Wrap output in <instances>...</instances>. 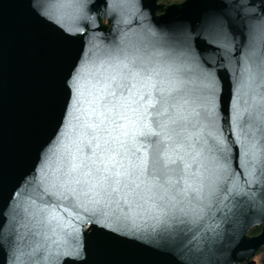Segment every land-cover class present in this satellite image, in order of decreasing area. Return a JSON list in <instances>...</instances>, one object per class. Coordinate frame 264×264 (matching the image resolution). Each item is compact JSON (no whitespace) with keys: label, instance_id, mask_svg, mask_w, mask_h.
<instances>
[{"label":"water","instance_id":"obj_1","mask_svg":"<svg viewBox=\"0 0 264 264\" xmlns=\"http://www.w3.org/2000/svg\"><path fill=\"white\" fill-rule=\"evenodd\" d=\"M32 4L0 0V245L8 264H66L68 259L76 264H257L264 247L260 0H79L76 15L65 20L45 18ZM210 18L223 25L217 42L185 50V38L200 33ZM117 56L175 59L184 65V83L173 95L180 105L196 102L203 114L196 137L215 145L199 158L198 146L190 150L191 172H202L218 187L239 186L230 200L214 205L212 228L195 247L186 242L182 223L118 222L50 182L57 156L75 151L78 141V127H61L72 112L70 83L77 65L94 77L101 62ZM241 73L251 74L250 88L239 87ZM230 87L234 108H245L250 95L255 98L253 124L243 132L235 115L229 121ZM121 123L125 127L115 134L129 133L133 159L145 149L155 152L156 146L145 142L156 139L153 125ZM256 226L261 231L250 234ZM54 228L68 230L65 243L50 233ZM69 237L76 242L71 257L65 247Z\"/></svg>","mask_w":264,"mask_h":264},{"label":"snow or ice","instance_id":"obj_2","mask_svg":"<svg viewBox=\"0 0 264 264\" xmlns=\"http://www.w3.org/2000/svg\"><path fill=\"white\" fill-rule=\"evenodd\" d=\"M260 3L264 12V0ZM78 5L79 0H33L32 4L39 15L56 20L72 19ZM222 27L220 19L210 18L200 33L185 38L184 49L191 51L199 44L212 46ZM183 70L184 65L175 59L154 61L117 56L101 62L93 77L86 76L78 64L70 83L75 89L70 100L72 112L66 113L68 124L61 126L71 131L78 127L79 132L75 133L78 141L75 151L57 156L50 182L53 187L77 198H85L99 215L118 222L135 223L143 219L161 225L170 221L182 223L186 226L183 231L188 234L186 242L195 247L198 238L212 228L214 205L230 200L239 186L218 187L216 181L207 183L202 172H191L187 159L192 156L190 150L198 146L196 156L199 158L205 152L211 154L215 145L201 143L196 137L197 124L203 118L196 102L186 100L180 105L173 95L184 83ZM205 70L210 72V67ZM238 83L239 87L250 88L251 74L245 78L241 73ZM231 93L230 87L229 121L231 123L235 115L236 128L243 132L253 124L255 98L250 95L245 108L239 105L234 108ZM260 109L264 126V96ZM69 116L78 123L73 124ZM124 120L133 127L141 123L153 125L152 134L156 139L145 142L155 145V152L149 155L145 149L143 155L132 158L127 140L129 133L115 134L125 127L121 123ZM259 163L264 171V146ZM238 175L242 173H233V176ZM6 220L4 217V223ZM2 229L3 223H0ZM75 243L73 238H68L65 247L69 257L73 255ZM0 254L3 264H8L3 245H0ZM66 264L76 262L68 259Z\"/></svg>","mask_w":264,"mask_h":264},{"label":"flooded vegetation","instance_id":"obj_3","mask_svg":"<svg viewBox=\"0 0 264 264\" xmlns=\"http://www.w3.org/2000/svg\"><path fill=\"white\" fill-rule=\"evenodd\" d=\"M183 1V0H182ZM175 2H181V1H170V0H158V3L161 4H171V3H175ZM50 233L55 236L58 237V241L65 243V239L67 238V236L69 235L68 230L62 229V228H54L50 231Z\"/></svg>","mask_w":264,"mask_h":264},{"label":"trees","instance_id":"obj_4","mask_svg":"<svg viewBox=\"0 0 264 264\" xmlns=\"http://www.w3.org/2000/svg\"><path fill=\"white\" fill-rule=\"evenodd\" d=\"M170 1H182V0H170ZM261 231V227H254L251 229L250 234L255 235ZM257 264H264V247L259 251L257 255Z\"/></svg>","mask_w":264,"mask_h":264}]
</instances>
